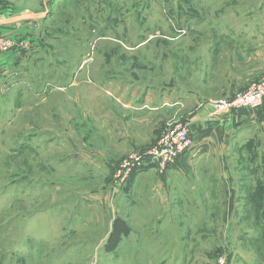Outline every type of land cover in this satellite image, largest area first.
Returning <instances> with one entry per match:
<instances>
[{
  "label": "rangeland",
  "instance_id": "rangeland-1",
  "mask_svg": "<svg viewBox=\"0 0 264 264\" xmlns=\"http://www.w3.org/2000/svg\"><path fill=\"white\" fill-rule=\"evenodd\" d=\"M3 15L33 28L25 40L0 36L30 52L0 89V264H232L237 242L264 262V97L235 109L216 103L264 93V0H0ZM101 83L132 93L135 104L166 97L150 120L157 137L122 147L108 127L138 133L147 122L128 120ZM209 109L226 113L233 217L222 218L214 198L210 212L207 203L169 209L153 186L142 189L137 168L112 189L131 152ZM196 136L212 134L194 130L190 146ZM155 167L152 176L166 170ZM115 217L130 232L106 251ZM160 217L180 228L149 233Z\"/></svg>",
  "mask_w": 264,
  "mask_h": 264
},
{
  "label": "crops",
  "instance_id": "crops-1",
  "mask_svg": "<svg viewBox=\"0 0 264 264\" xmlns=\"http://www.w3.org/2000/svg\"><path fill=\"white\" fill-rule=\"evenodd\" d=\"M31 28H33V25L29 24L26 26L23 24L19 16H0V36H7L18 40L24 39L23 36L31 32ZM22 49L23 48L19 49L14 47L8 52H0V89H2L3 85L8 86V84H12V81L17 78L18 74L21 72L19 70L20 68L18 69L17 67L19 64L24 62L30 53L29 50L25 51ZM20 75L22 76V74ZM16 86L18 85H15V87ZM100 86H102L100 88L103 89L108 95H110L113 99H116L115 101L119 102V104L124 109L129 110L130 115L128 120L130 119V121L136 122L139 119H142L143 123L147 122L146 124L142 125L141 130L139 131L140 133L143 131L148 132L149 136H146L145 138L143 137V134H138L139 132H135V129L133 130V128L132 132H126L123 128V125L119 126L117 124V127H108V129L111 128L112 131L116 132L115 135L120 139V141H122L120 143L122 147H124L126 150L135 148L144 144H148L157 137L150 133L151 129L153 131V129L156 128L155 126L152 127V121L150 120L152 116L160 115V113L163 112L162 110L166 105V97L163 95L161 97V95H159L158 99L156 98L154 101L151 100V105L148 104L151 98L150 96L148 97L146 95L143 103L135 104L133 103L134 99H132V97H134V95L132 93H130L129 96V93L125 94L122 89H120V91L119 88L114 84L105 85L101 83ZM20 88L28 93L26 91L28 90L27 87L21 86ZM36 90L37 91L35 92L32 89V96H35L34 101H36V97H38L40 94V91H38L39 89L36 88ZM50 92L52 93V91ZM85 94V92H82L79 98L83 100V98H85ZM90 97L92 96L90 95ZM90 99L86 101H90ZM199 115H204L203 117H205V120L197 119V124L192 122L190 136L194 130L196 132L197 130L199 131L201 129L205 132V134H212L213 139L211 136H205L198 140L196 136L192 141V146L187 148L173 165L168 166L164 173L162 172L161 175H158V173L156 174L157 171H155L153 176L158 175V178L154 180L152 179L153 176L150 175L151 169H147L151 165L142 167L138 171L137 177L142 178V182L140 183L141 186L143 185L142 189H144L146 186H153L151 192L156 191L157 193H160L158 196L164 201L167 200L168 204L170 205L169 209H195L202 207L200 203H207L203 205L206 207L204 210L210 212V210L214 208V206L212 207L210 201L214 198L219 200V202L224 203V209L220 216L222 218H230L233 217V213L235 212V208L232 207L231 201L232 199L237 201L239 195L237 191L238 189L235 188L237 185V180L232 176L229 167L226 166V135L229 134H226V113H215L209 109L207 113H203L202 111L199 113ZM199 115L196 114L193 118H198ZM200 120L203 122H200ZM205 122L207 123L205 124ZM148 129H150V131ZM156 133L157 135L159 134V132H155V134ZM230 144L232 145L231 141L229 145ZM152 167L156 168L155 165H152ZM205 173L207 174L203 176ZM148 178L152 181H155L156 183L149 182ZM155 199H157V197ZM167 217L170 216L167 215ZM162 218L163 217H160L158 219L159 221L156 228L153 227L152 229H148L149 233L154 234L167 232V227L169 230L171 228L174 231L175 228H180L177 225H171L170 221L167 222L168 220L166 218L163 220ZM158 227L160 228L157 229ZM226 229H228L226 231L227 235H229V233L233 230L230 229V227H227ZM178 231L179 229H177L176 232ZM228 238L231 239L229 236ZM238 243L239 242L233 243L235 244L234 246L236 247V250L230 251L232 257L229 263L264 264L263 260L257 259L258 251L256 254V250L252 249L253 245L250 244L252 246L251 247L248 244L244 245V243ZM240 245H242V248L239 247Z\"/></svg>",
  "mask_w": 264,
  "mask_h": 264
},
{
  "label": "built area",
  "instance_id": "built-area-1",
  "mask_svg": "<svg viewBox=\"0 0 264 264\" xmlns=\"http://www.w3.org/2000/svg\"><path fill=\"white\" fill-rule=\"evenodd\" d=\"M8 38H0V49L8 50L12 47ZM264 97V93H257L249 102L242 97L231 99L225 98L216 102L219 109H235L257 105ZM190 123L182 122L169 130H163L155 144L141 151L131 152L117 167L116 177L112 189L119 190L118 181H125L127 176L135 169H141L146 165L157 166L159 172L173 165L187 148L190 147ZM120 175V176H119ZM118 180V181H117ZM221 263V259L219 260Z\"/></svg>",
  "mask_w": 264,
  "mask_h": 264
},
{
  "label": "trees",
  "instance_id": "trees-1",
  "mask_svg": "<svg viewBox=\"0 0 264 264\" xmlns=\"http://www.w3.org/2000/svg\"><path fill=\"white\" fill-rule=\"evenodd\" d=\"M130 232L128 223L120 217H115L112 222V228L108 234L106 251H114L118 246L122 236H126Z\"/></svg>",
  "mask_w": 264,
  "mask_h": 264
}]
</instances>
